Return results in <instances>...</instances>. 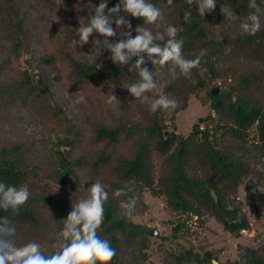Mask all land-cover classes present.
Wrapping results in <instances>:
<instances>
[{
	"label": "trees",
	"instance_id": "16d2710c",
	"mask_svg": "<svg viewBox=\"0 0 264 264\" xmlns=\"http://www.w3.org/2000/svg\"><path fill=\"white\" fill-rule=\"evenodd\" d=\"M100 2L60 0L55 11L87 23V18L94 14L92 11ZM150 2L164 9L167 25L178 28L177 39L184 41L186 59H194L201 50L206 53L190 78L178 76L172 80L167 68L161 70L157 77V81L166 78L169 82L166 92L170 97L178 94L184 98H178L174 111L156 113L149 111L148 104L134 100L139 122L130 124L126 119L124 122H98L86 157H76L74 150L58 151L56 157L52 153L44 160L38 158L40 163H45L41 167L38 163L35 165L22 148L0 153V182L16 186L27 184L31 192L29 201L18 215L11 216L10 212L0 210V217L7 215L15 221L17 232L40 228L45 223L44 209L57 210L63 206L59 213H69L72 203L84 198L61 200L52 194H37L34 190L36 178L44 177L47 185L55 182L71 186L84 167L109 192V200L104 205V223L98 234L108 239L116 251L110 264H144L147 259L145 251L151 232L135 224L132 218H125L112 197L115 190L131 180L165 196L172 212L198 218L213 216L230 233L249 228V221L237 198L239 186L247 178L251 181L249 191L264 187V174L257 169V157L250 152L254 144L261 143L258 158L264 159V91L262 93L259 87L264 82V0H256L261 29L254 36L244 34L239 20L229 21L221 11L222 8L231 10L243 18L256 11L248 7L249 0H217L215 9L204 17L198 15L197 5H189L186 0H173L170 8L166 0ZM47 3L55 5L51 1ZM118 3L119 0H108V7ZM189 9L193 16L190 22L185 23L183 15ZM120 15H125L131 22L133 36L138 25L149 27L154 33L164 30L157 27L153 30L152 25H144L142 19L127 17L126 13L121 12ZM110 18L116 19L117 16L112 14ZM26 34V22L23 15L14 9V1L0 0V71L16 70V63L26 48ZM210 53L226 55L225 58H230L228 61L233 65L236 64L235 58H248L242 63V70L235 71L236 65L222 67L225 78L235 80L232 92L213 96L212 91L217 88L213 83L222 79V71L212 62ZM61 57L67 68V84L76 93L104 92L111 90L119 81L133 83L139 79L136 72L128 71L127 65L111 61L101 66L78 59L68 52ZM146 66L155 71L150 62ZM206 72L212 74L208 80L211 87L209 103L217 116L216 124L201 129L204 123L201 119L186 138L169 132L164 115L175 116L186 108L188 96L207 85V77L202 74ZM17 77L20 81L17 80L16 84L0 86V101L26 93L29 104L39 103L40 97L33 95L43 92L41 84H35L20 72ZM148 95L153 96L152 93ZM129 143L134 151L125 155L123 148ZM69 144H73L72 141ZM212 260L208 254L202 256L189 250L171 256L169 264H211ZM233 264H264V244L259 248L241 247L239 258Z\"/></svg>",
	"mask_w": 264,
	"mask_h": 264
},
{
	"label": "rangeland",
	"instance_id": "374dc122",
	"mask_svg": "<svg viewBox=\"0 0 264 264\" xmlns=\"http://www.w3.org/2000/svg\"><path fill=\"white\" fill-rule=\"evenodd\" d=\"M13 1L14 9L23 15L26 22L28 32L24 41L26 48L16 63V70L0 71V86L16 84L19 78L17 75L20 72L23 77H30L35 84H41L44 90L40 94L33 95V97H40L39 103L29 104L27 100L29 96L26 93L22 96L13 95L0 101V153L19 147L35 165L38 163L44 167L45 163H40V160L48 158L52 153L56 157L58 151L66 153L74 150L76 157H86L98 122H124L125 119L130 124L139 122L137 119L139 111L134 101L137 99L124 88L131 84L130 82L119 81L111 90L104 92L77 93L67 84V68L61 62V54L68 52L78 59L101 66L110 64L111 53L102 46L95 45V40L103 41L102 36L94 33L89 37L88 44L80 46L76 29L80 24L86 23L55 11L60 5V0ZM50 1L55 5L47 3ZM166 22L161 25V30L167 26ZM113 28L115 29V26ZM152 29L156 30V26L152 25ZM119 32L120 30H117V36L109 38V41L115 42L123 38L120 37ZM210 54L212 62L219 65L222 71V79L213 83L220 90L219 96L222 93L232 92L235 80L226 79L222 67L227 64L236 65L235 71L242 70V63L248 58H235L236 64L233 65L228 61L230 58H225L226 55ZM202 74L207 77V85L188 96L186 108L180 110L175 116L164 115L169 132L186 138L192 132L193 126L201 119L204 120L202 126L205 128L216 124L217 116L209 103L211 87L208 85V80L212 74L207 72ZM168 83L166 78L157 81L160 90L166 94ZM259 87L263 93L264 82ZM111 93L119 98L118 104L106 103ZM79 96H83L85 101L77 103ZM172 96L176 100L181 97L178 94ZM70 140L73 143L71 145ZM260 144H254L255 147L250 148V152L252 156L257 157V169L264 174V159L258 158ZM133 149L134 147L129 143L123 148V154H130L134 151ZM94 181L90 170L84 167L79 170L71 186L55 182L47 185L44 177H38L34 190L37 194H52L61 200L72 197L82 198L87 196V188ZM250 182L249 178L245 179L238 189L237 201L249 221V228L238 233L227 231L213 216L205 215L198 218L172 212L165 196L157 194L134 180L125 183L123 187L128 190L129 196L139 197L132 221L151 232L144 264H169L171 256L180 255L189 250L202 256L207 254L212 256L211 264H233L239 258L241 247L262 246L264 244V187H258L256 193L251 192L248 190ZM113 199L123 215L120 201L125 200L126 197ZM62 207L60 206L57 210L44 209L45 223L38 229L18 232L20 242L36 240L44 249L51 251L52 246L58 241V233L62 228L61 220L68 214L67 211L59 213ZM156 232L158 236L155 235Z\"/></svg>",
	"mask_w": 264,
	"mask_h": 264
},
{
	"label": "clouds",
	"instance_id": "9594fccd",
	"mask_svg": "<svg viewBox=\"0 0 264 264\" xmlns=\"http://www.w3.org/2000/svg\"><path fill=\"white\" fill-rule=\"evenodd\" d=\"M186 2L189 5H197L198 15L204 17L215 9L217 0ZM173 3V0H166L169 8ZM248 7L256 11L243 18L231 10L222 8L221 11L229 21L239 20V27L244 34L254 36L261 29L256 0H249ZM92 12L94 14L87 18V23L80 24L76 29L79 45L88 44L89 37L94 33L102 36L103 41L95 40V45L108 50L114 64L129 66L128 71L136 72L139 77L135 82L124 86L130 95L141 103L148 104L151 113L174 111L178 101L160 90L157 77L161 75V70L167 68L172 80L178 76L190 78L193 69L200 67L205 51L201 50L194 59H186L183 54L184 41L177 39L179 30L171 24L164 27L163 31L155 33L149 27L138 25L133 36L132 24L125 15H120L121 12L126 13L127 17L142 19L144 25H154L157 28L165 21L164 9L150 0H119V3L111 8L108 7V0H101ZM112 14L117 18L111 19ZM192 16L190 9L185 11L184 22H190ZM117 30H120L119 35L123 38L110 42L109 38L117 36ZM147 62L154 66L155 71L146 66ZM149 93L153 96L150 97ZM84 101L85 98L79 96L76 102ZM119 102V98L113 93L108 95L106 100L108 105ZM30 197L31 192L27 184L16 186L0 182V210L5 213L18 215ZM112 197H126L120 201V208L124 217L131 219L139 197L129 196L125 187L115 190ZM108 200L109 192L105 186L99 180L94 181L87 188V196L72 203L71 211L61 220L62 228L58 233V241L51 251L44 249L36 240L21 243L15 221L7 215L0 217V264H110L116 251L108 239L101 238L98 234L104 223V205Z\"/></svg>",
	"mask_w": 264,
	"mask_h": 264
},
{
	"label": "water",
	"instance_id": "95a60500",
	"mask_svg": "<svg viewBox=\"0 0 264 264\" xmlns=\"http://www.w3.org/2000/svg\"><path fill=\"white\" fill-rule=\"evenodd\" d=\"M219 93H220L219 88H215V89L212 91V94H213V96H215V97L219 96ZM155 235L158 236V235H159L158 232H156Z\"/></svg>",
	"mask_w": 264,
	"mask_h": 264
},
{
	"label": "built area",
	"instance_id": "2783aa9c",
	"mask_svg": "<svg viewBox=\"0 0 264 264\" xmlns=\"http://www.w3.org/2000/svg\"><path fill=\"white\" fill-rule=\"evenodd\" d=\"M205 127L204 126H201V129H204Z\"/></svg>",
	"mask_w": 264,
	"mask_h": 264
}]
</instances>
